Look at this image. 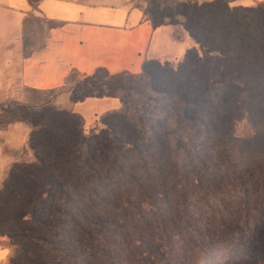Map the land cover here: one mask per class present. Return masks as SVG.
I'll use <instances>...</instances> for the list:
<instances>
[{"label": "trees", "instance_id": "obj_1", "mask_svg": "<svg viewBox=\"0 0 264 264\" xmlns=\"http://www.w3.org/2000/svg\"><path fill=\"white\" fill-rule=\"evenodd\" d=\"M146 4L135 5L155 27L181 26L197 44L177 64L147 61L146 93L74 89V101L121 100L89 132L53 101L19 104L0 127L30 130V157L0 186L9 264H205L238 245L259 259L234 264H264V4Z\"/></svg>", "mask_w": 264, "mask_h": 264}, {"label": "crops", "instance_id": "obj_2", "mask_svg": "<svg viewBox=\"0 0 264 264\" xmlns=\"http://www.w3.org/2000/svg\"><path fill=\"white\" fill-rule=\"evenodd\" d=\"M230 1L243 7L264 4ZM135 2L0 0V104L20 98L23 90L54 92V105L80 115L85 132L121 109L118 97L74 101L75 78L99 71L136 76L147 61L177 64L188 49L197 47L181 26L155 27ZM29 132L21 122L0 129V186L10 166L25 155ZM10 255L11 249L0 244V264H7Z\"/></svg>", "mask_w": 264, "mask_h": 264}, {"label": "rangeland", "instance_id": "obj_3", "mask_svg": "<svg viewBox=\"0 0 264 264\" xmlns=\"http://www.w3.org/2000/svg\"><path fill=\"white\" fill-rule=\"evenodd\" d=\"M148 0H136L135 4L139 5L143 8L147 6ZM139 76H126L120 82L109 83V86H102L101 82L91 81L90 77H77L75 78V87L73 89H77L78 87H84L88 90H94L95 86H99L101 90L106 93H113L116 95L125 96L128 100L133 99L134 101L138 99V94H144L147 91L146 82L143 79L138 78ZM98 79L102 81L108 82V77L101 73L98 74ZM96 82L94 86H91L92 83ZM55 93H38L34 91L23 90L20 98L6 100L4 103L0 104V127L7 123L10 119L11 114L9 112H14L17 110L19 104L29 105L31 107L41 106L45 103L54 101ZM1 107H3L6 112H1ZM250 129L246 121L241 122L236 128V134L238 136H247L250 134ZM258 239H256L257 241ZM259 242V241H258ZM261 242L264 246V237L261 239ZM0 244L5 248H10L5 241H0ZM239 246L241 248H239ZM244 245H238V247H231L226 249L224 252L216 253L209 258V260L205 264H234L239 259L257 261L259 259V255L252 250V254L247 249H243ZM11 249V248H10ZM12 254V253H11ZM264 259V251H261V261ZM9 264V263H7Z\"/></svg>", "mask_w": 264, "mask_h": 264}]
</instances>
